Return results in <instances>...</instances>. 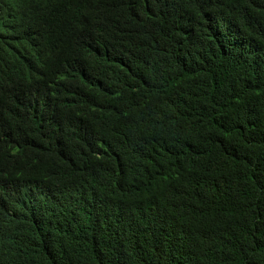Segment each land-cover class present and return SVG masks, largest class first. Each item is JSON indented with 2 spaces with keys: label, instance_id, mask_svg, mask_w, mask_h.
<instances>
[{
  "label": "trees",
  "instance_id": "1",
  "mask_svg": "<svg viewBox=\"0 0 264 264\" xmlns=\"http://www.w3.org/2000/svg\"><path fill=\"white\" fill-rule=\"evenodd\" d=\"M96 27L68 29L72 61L118 86L62 108L46 70L0 95V264H264V0H140Z\"/></svg>",
  "mask_w": 264,
  "mask_h": 264
},
{
  "label": "clouds",
  "instance_id": "2",
  "mask_svg": "<svg viewBox=\"0 0 264 264\" xmlns=\"http://www.w3.org/2000/svg\"><path fill=\"white\" fill-rule=\"evenodd\" d=\"M139 4L140 0H0V45L11 57L5 62L0 58V95L18 85L36 83L46 70L59 73L62 86L68 89L69 99L58 104L62 108L65 100L91 95L98 88L106 90L111 84L118 86L116 76L103 78L102 57L90 58L94 68L72 61L74 50L84 40L68 29L96 25L97 32L118 36L122 33L119 27L132 22ZM7 42L16 51L8 48ZM28 50L32 53L31 67ZM76 111L82 115L81 110ZM64 113L70 122L79 118L76 113Z\"/></svg>",
  "mask_w": 264,
  "mask_h": 264
}]
</instances>
